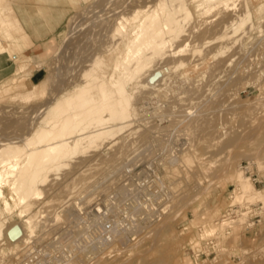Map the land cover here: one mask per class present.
<instances>
[{
  "label": "rangeland",
  "instance_id": "obj_1",
  "mask_svg": "<svg viewBox=\"0 0 264 264\" xmlns=\"http://www.w3.org/2000/svg\"><path fill=\"white\" fill-rule=\"evenodd\" d=\"M164 1L0 0V141L25 136L34 119L49 117L41 108L53 99L65 106L86 90L93 96L84 97L81 110H89L115 95L113 64L125 59L133 30L160 15ZM181 3L190 18L155 67L183 65L154 78L156 89L138 91L136 119L115 140L51 173L41 194L8 210L0 198V264H19L35 248L47 250L50 264H264V198L240 202L235 177L252 162L253 183L264 188V0ZM15 4L33 15L32 25ZM248 12L241 40L221 39L224 26ZM48 74L49 83L37 88ZM112 203L108 216L93 220L96 205ZM248 207L258 211L239 223ZM134 211L136 232L127 225ZM108 218L124 220L123 241L103 240L102 225H113ZM15 246L29 251L16 255Z\"/></svg>",
  "mask_w": 264,
  "mask_h": 264
},
{
  "label": "bare ground",
  "instance_id": "obj_2",
  "mask_svg": "<svg viewBox=\"0 0 264 264\" xmlns=\"http://www.w3.org/2000/svg\"><path fill=\"white\" fill-rule=\"evenodd\" d=\"M108 1L110 0H106V2ZM225 1L227 2L230 0H202V3L215 4ZM15 9L19 11L26 24L32 25L29 20L35 19L33 15L28 16L30 18L28 19L27 13L24 12L26 9L19 7L17 4H15ZM92 10L96 11V9ZM92 10L91 12L93 14L94 12ZM186 10L187 9L185 5L181 3V0H165L163 11L160 15L149 16L141 26H138L133 30L130 43L125 49V59L122 60L118 58L115 61L109 76V81L113 82V91L115 95L107 96L101 106L93 107L89 110H81L84 97H91L92 95V93L87 95L86 90L77 93L75 99L67 98L68 101L65 106L60 105L58 101L56 102L55 99H53V101H49V103L42 105L41 108L42 113H50L49 117L41 120L36 118L37 121H35L34 117L33 122L30 121L31 119L29 120L32 123H30L31 125L29 124L30 126H28L29 128L25 136L22 135L23 133L20 134V131H17L19 132L17 135L20 134L21 137L18 135V138L6 139V142L2 143L0 141V198L3 199V197H5L7 199H5L7 210L11 209L13 205L15 206L21 202L28 201L34 195L41 194L43 190L42 187L47 183L51 173L59 175L60 171L71 165L73 162L72 159H74L79 153L85 154L90 151H95L108 141L115 140L116 137L120 135V131H122L129 122L136 119L138 109L135 106L136 103L134 100L136 99L138 91L145 88L156 89L159 85H156V83L153 82L154 78L160 75L161 72H173L175 68L177 69L183 65V63H181L177 67H170L169 64L160 68L155 67L160 58L165 55L169 49L173 48L174 41L181 35V33H183L184 25L190 18V13H187ZM250 17L251 14L248 12L246 16L237 17L227 23L223 28L221 39L228 40L230 45L237 44V42L241 40L240 36L246 32L243 28ZM33 31L35 32L37 30ZM3 32L4 29L0 28V34ZM1 38L3 39V35ZM2 39H0V42ZM230 45L229 47H231ZM1 51L2 47L0 46V53ZM32 60H35L34 56L32 57ZM101 62V60L96 62V65L94 66L101 65ZM25 66L26 65L22 66V68ZM91 80L95 81L96 78H91ZM49 81L50 76L48 74L38 83H35V86L37 88H43L49 83ZM98 90L104 92V84L98 85ZM66 97L67 96H65L63 100H65ZM66 113H71L73 115L63 118L62 115H65ZM22 122L24 123V121ZM15 123L19 124L20 121L18 123L15 121ZM23 123L22 125L27 122ZM194 124H198L196 125L197 128L198 126L200 127L199 123ZM22 125L21 123L19 124V126ZM27 125L28 124L25 126ZM25 128L27 127H24V129ZM193 128L195 127L193 126ZM193 128L191 129L193 130ZM15 134L16 133L14 132L13 137ZM157 137L158 136H156V138ZM131 143L132 144L129 145L132 147L135 142L134 144L133 142ZM126 145H128V143H125V146ZM125 146L124 143H122L121 149L124 147L125 150ZM129 148L130 147H128L127 150ZM131 152H134V150ZM128 153H130V150ZM174 160L176 161V158ZM108 163L107 165L113 166L111 165L112 162ZM123 163L119 164V167H117L119 169L121 167L126 168L125 164L124 166L122 165ZM259 167L262 166L259 164ZM115 168L113 170H115ZM242 170H238L235 175L236 181L238 182V190H236L238 191V195L236 198H238V200L240 199V202L244 199L249 203H254L259 198H264V188H256L250 176H247ZM146 193H148V191ZM92 200V198L89 199L87 204L92 205ZM113 204L114 203L111 205L109 204L111 207L109 206L107 209H101L99 205H96L95 209L97 210H91L92 217L94 218L93 220L98 222L102 217L104 218L108 216V212H111L114 208ZM140 206L142 207V205ZM252 208L253 207H248V209L246 208L248 211L239 213L240 216L238 215L239 217H237L238 219L236 218V220L239 223H242L248 219L246 217L249 216V214L258 211V209L252 210ZM140 209L143 210V207ZM147 214H150V212L145 215ZM133 215L134 213L131 216ZM135 216L136 212L130 219L133 221ZM31 219V217L27 216L24 218L23 224L30 228L29 232L32 234L34 233V226L30 225ZM224 220L226 223L227 220ZM108 222H111L113 225L111 229H105V232L109 233V238L104 236L103 240L107 243H115L119 237L121 241H123L122 236H126V234L131 231V227L134 232H136L135 229L137 227L140 228L139 222L135 221L130 222V224L127 223V225L130 226V229H128L129 231L125 226L126 224L124 220L112 221V219L108 218ZM225 223H222L221 226H224ZM254 224L256 223H251L250 225L252 226ZM96 227L99 229V226H95V228ZM17 234L18 230H12L13 237ZM126 238H128L126 239L127 242L129 237ZM17 247L19 246H15L12 250V253H16V255L20 252L26 254L29 251V249L26 248L17 250ZM92 249V251H96L97 246H94ZM2 262L5 263V261Z\"/></svg>",
  "mask_w": 264,
  "mask_h": 264
},
{
  "label": "built area",
  "instance_id": "obj_3",
  "mask_svg": "<svg viewBox=\"0 0 264 264\" xmlns=\"http://www.w3.org/2000/svg\"><path fill=\"white\" fill-rule=\"evenodd\" d=\"M253 163L252 162H246V163H242L241 168L243 169L244 173L249 174L253 179L255 173H253ZM105 225V224H103ZM102 225V229H103V236L108 237L109 238V233L105 232V229L109 230L111 229L112 225H110L109 227H107L106 225L103 226ZM47 250L44 249H34L28 256H26L19 264H50L49 261H47Z\"/></svg>",
  "mask_w": 264,
  "mask_h": 264
},
{
  "label": "crops",
  "instance_id": "obj_4",
  "mask_svg": "<svg viewBox=\"0 0 264 264\" xmlns=\"http://www.w3.org/2000/svg\"><path fill=\"white\" fill-rule=\"evenodd\" d=\"M44 42H46V41H44ZM38 43H41V41H36V44H38ZM9 60L8 59H6V65H8L9 64ZM37 75H38V71H35L33 74H32V79H35L36 77H37Z\"/></svg>",
  "mask_w": 264,
  "mask_h": 264
}]
</instances>
